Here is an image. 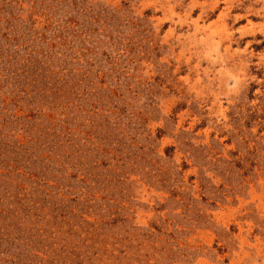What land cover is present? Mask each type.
Wrapping results in <instances>:
<instances>
[{
	"label": "rangeland",
	"instance_id": "374dc122",
	"mask_svg": "<svg viewBox=\"0 0 264 264\" xmlns=\"http://www.w3.org/2000/svg\"><path fill=\"white\" fill-rule=\"evenodd\" d=\"M0 264H264V0H0Z\"/></svg>",
	"mask_w": 264,
	"mask_h": 264
}]
</instances>
